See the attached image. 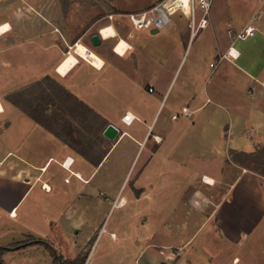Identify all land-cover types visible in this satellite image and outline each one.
I'll use <instances>...</instances> for the list:
<instances>
[{
    "label": "crops",
    "instance_id": "obj_1",
    "mask_svg": "<svg viewBox=\"0 0 264 264\" xmlns=\"http://www.w3.org/2000/svg\"><path fill=\"white\" fill-rule=\"evenodd\" d=\"M219 1L223 5L212 12L211 7L205 28L198 30L206 32L197 55L175 59L165 81L158 72L162 62L150 56L155 67L149 64L145 83L138 75L129 78L108 59L127 58L128 52L119 56L109 46L122 38L103 40L99 27L102 45L94 47L90 32L97 23L75 37L62 31L68 25L60 9L52 17L41 15L35 26H24L41 30L36 45L39 56H51L46 69L33 72L26 66L13 72L11 41L17 38L10 40V30L0 35V56L11 57L0 60V91L10 95L28 85L30 77H54L96 114L103 123L101 136L109 124L119 132L113 142L102 136L108 144L96 160L73 155L55 133L0 95L4 264H54L45 243L64 261L83 258V264H264V175L231 157L264 151V0ZM184 21L187 46L195 34ZM250 24L257 29L251 38L227 33ZM82 41L102 67L77 55L78 64L62 76L57 69L70 53L66 49ZM182 62L185 71L176 88ZM184 107L191 118L171 120ZM126 113L135 117L130 125L121 121ZM64 162L79 178L64 182L69 173ZM61 193L68 196L63 206ZM97 193L112 203L93 221L87 213ZM30 238L42 243H30Z\"/></svg>",
    "mask_w": 264,
    "mask_h": 264
},
{
    "label": "rangeland",
    "instance_id": "obj_2",
    "mask_svg": "<svg viewBox=\"0 0 264 264\" xmlns=\"http://www.w3.org/2000/svg\"><path fill=\"white\" fill-rule=\"evenodd\" d=\"M157 1L159 0H0V22L6 21L9 23L10 31L8 36L10 40L17 38V43L15 39L11 41L13 48L12 55H14L11 56L13 61L12 70L13 72H21L20 69L26 66V68L33 72L40 71L41 69L43 70V68L46 69V62L50 60L51 56H39L36 45L37 36L41 30L36 28L27 29L24 26L28 24H30L29 26L32 24L35 26L34 24L38 21H42L43 18L41 15L52 17L53 11H58L60 9L61 11L57 13L68 25V28L62 31H70V33H72L71 35L78 37L87 26L97 23V26H95L96 28L92 29L90 32L91 35L97 34V29L99 27L105 28L107 26H112L122 39L126 42L128 41L127 43L132 45L133 50L128 51L125 60H116L114 56H108V59L118 63L121 68L125 70L129 78H131L130 75L134 77L138 75L142 78L139 77L141 83H145L146 80L143 79V75L146 74L149 64L155 67L154 64H151L152 60L146 57L150 56V58L153 59L156 57L162 62V65H158V72L161 75L160 80L165 81L174 67L175 59L180 56L197 55L196 53L201 45L200 41L203 39L202 35L206 31H201L200 33L197 31L196 34L198 36L195 37V34L189 45L186 46L185 39L181 34V29L185 21L184 17L179 12L172 15V24L158 31L157 34H151V29H134L123 16L129 13L148 10ZM222 5L223 3L219 0H214L211 12ZM200 16L201 12L197 11L195 14L196 22H198ZM109 17H111V19H109ZM54 21L57 24L56 19H54ZM21 26L24 28H21ZM56 32L58 31L56 30ZM118 40L119 39L116 38L109 46H115ZM78 43L80 44H76L77 46L72 44L70 46L71 49H66L65 53L73 52L76 54L78 46H82L90 51L85 47L83 41ZM73 48L75 49L73 50ZM21 52H23L22 55ZM52 52L53 51H50L48 54ZM77 55L80 54L77 53ZM26 56H30L29 60ZM31 56H38V58L36 57L35 60V57L32 58ZM135 56L137 57V61L133 58ZM204 56L206 55L204 54ZM11 57L6 55L0 56V60L1 58L3 60H8ZM182 65L183 62L173 81V84L176 82V88L180 85L184 75L185 68L181 70ZM135 66H137L138 70L135 69ZM37 80L34 79V77H30L28 80L30 83L28 85L19 88L13 93H10V95H7V90L2 88L0 95L3 99L10 102L11 95L21 92L19 95L15 96L12 101L38 119L44 129L55 133L57 139L62 143V146L64 145L73 155L92 160L99 158L108 144L100 134L103 123L90 114L86 108L78 105L72 98L64 95L61 99H56L59 93L57 85L62 86L56 78L49 77V80H44V78ZM15 84L18 86V83ZM143 85V89H145V84ZM168 103L169 101L167 104ZM163 113H166V109L163 110ZM16 134L18 133L16 132ZM231 157L245 165L250 171L264 175V152L255 153L250 156L232 154ZM64 175L65 174L62 172L57 178L60 184H63ZM60 184L59 186H62ZM106 197L107 196L100 197L98 193L93 194L91 211L87 213V216L93 221L99 220L102 212H106L108 207L111 206L112 200L107 202L108 197ZM60 199L62 206L65 203L67 204V195L61 193ZM4 249L7 250L8 248ZM50 250L53 251V248ZM5 252L6 251L0 256L2 264H4L2 255ZM18 262L21 263V258Z\"/></svg>",
    "mask_w": 264,
    "mask_h": 264
},
{
    "label": "built area",
    "instance_id": "obj_3",
    "mask_svg": "<svg viewBox=\"0 0 264 264\" xmlns=\"http://www.w3.org/2000/svg\"><path fill=\"white\" fill-rule=\"evenodd\" d=\"M213 2L214 0H187V6L184 7L182 2H177V0H159L148 10L137 13H129L123 16L136 30L151 29V31L156 30L158 32L170 23L173 14L179 12L189 21L191 35H194L199 29L205 28L206 16L210 11ZM197 11H200L202 16L196 24L195 14ZM109 19H111V17H109ZM256 19L257 17H252L253 22L256 21ZM256 31V27L253 24H250L238 32L228 30L227 33L232 38L244 40L253 37ZM148 91L151 93L153 89L149 87ZM191 116L192 112L188 108L184 107L179 112L171 115V120L175 121L179 117L191 118ZM134 120L135 117L129 113L124 114L121 118V121L125 125H130ZM152 138L156 143L160 142L159 137L153 136ZM62 168L69 172L68 176L64 179L65 183H68L73 176L79 178L77 174L70 171V165L68 167L65 166V162L62 164ZM113 205H115V203Z\"/></svg>",
    "mask_w": 264,
    "mask_h": 264
},
{
    "label": "bare ground",
    "instance_id": "obj_4",
    "mask_svg": "<svg viewBox=\"0 0 264 264\" xmlns=\"http://www.w3.org/2000/svg\"><path fill=\"white\" fill-rule=\"evenodd\" d=\"M177 2H182L184 7L187 6V0H177ZM186 14H187V11H186ZM0 29H4L2 32H0V35H2V34H5L6 32H8L10 27L8 24H4V25L0 26ZM101 35H102L104 40L117 37V33H116L115 29L111 26H107V27L103 28L101 30ZM74 49L75 48H73V50ZM130 49H131V47H130L129 43H127L123 39H120L114 47V52L119 56H125V54ZM77 50H78L77 53H79L80 56H82L86 61L90 62L95 67H98V68L102 67V64H103L102 61L97 56L92 54L90 51L86 50L82 46H78ZM77 53L74 54L73 52H71L65 57V59L58 66L57 72L59 74H61L62 76H65L72 67H74L76 64H78ZM0 112H3V107L1 105V103H0ZM207 181L209 183L213 182V181L208 180V179H207Z\"/></svg>",
    "mask_w": 264,
    "mask_h": 264
},
{
    "label": "trees",
    "instance_id": "obj_5",
    "mask_svg": "<svg viewBox=\"0 0 264 264\" xmlns=\"http://www.w3.org/2000/svg\"><path fill=\"white\" fill-rule=\"evenodd\" d=\"M44 80H49V77H48V76L44 77ZM57 88H58V90H59V93H58V96H56V99H61V97H63L64 95H66V96L72 98L74 101H76L78 105L83 106L84 108H86L90 114H92L94 117H96V114H94V112H92V111H91L86 105H84L82 102H80L77 98H75V97L72 96L70 93H68V92H67L62 86L57 85ZM20 93H21V92L14 93L13 95H11V97H10V102H12V103H13L16 107H18L22 112H24L25 114H27V115H28L30 118H32L36 123H38L39 125H41V126L43 127V125L41 124V122H40L38 119H36L33 115L29 114L27 111H25L24 109H22L21 107H19L15 102L12 101V99H13L15 96L19 95ZM12 96H13V97H12ZM262 152H264V151L262 150ZM257 153H258V152H257ZM259 153H260V152H259ZM243 155H247V156L249 155V156H250V155H253V154H243ZM29 241H30V243H42L40 240H34L33 238H30ZM23 243H24V242H22V243H18V244H16V246H17V247H20V245L23 244ZM47 248H48V251L50 252V254L53 256V258H54V263H55V264H59V263H61V264H83V260H82L83 258L80 259V260H75V261H64L63 258L57 254V252H55L54 250L51 251V250L49 249V247H47ZM5 250H6V249L0 248V256H1V254H2ZM0 264H2L1 261H0Z\"/></svg>",
    "mask_w": 264,
    "mask_h": 264
},
{
    "label": "water",
    "instance_id": "obj_6",
    "mask_svg": "<svg viewBox=\"0 0 264 264\" xmlns=\"http://www.w3.org/2000/svg\"><path fill=\"white\" fill-rule=\"evenodd\" d=\"M157 31L156 30H152L151 33L155 34ZM90 43L92 46L97 47L101 44V40H100V36L98 34H93L90 36ZM8 124H5V126H7ZM118 130L111 124L107 125L106 128L103 130L102 132V136L110 141L113 142L116 140V138L118 137ZM45 245H47L50 249H52V247L50 245H48L47 243H45ZM61 264V263H59Z\"/></svg>",
    "mask_w": 264,
    "mask_h": 264
},
{
    "label": "snow or ice",
    "instance_id": "obj_7",
    "mask_svg": "<svg viewBox=\"0 0 264 264\" xmlns=\"http://www.w3.org/2000/svg\"><path fill=\"white\" fill-rule=\"evenodd\" d=\"M4 29H0V32H2Z\"/></svg>",
    "mask_w": 264,
    "mask_h": 264
}]
</instances>
